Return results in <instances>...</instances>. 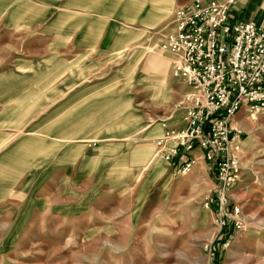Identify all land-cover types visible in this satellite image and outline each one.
<instances>
[{"label": "rangeland", "instance_id": "374dc122", "mask_svg": "<svg viewBox=\"0 0 264 264\" xmlns=\"http://www.w3.org/2000/svg\"><path fill=\"white\" fill-rule=\"evenodd\" d=\"M33 1L50 8L10 26L19 10L0 8V264H264V112L233 119L234 233L204 206L212 177L200 156L183 174L154 147L185 122L189 87L160 48L178 7ZM74 85L86 93L65 104Z\"/></svg>", "mask_w": 264, "mask_h": 264}, {"label": "built area", "instance_id": "2783aa9c", "mask_svg": "<svg viewBox=\"0 0 264 264\" xmlns=\"http://www.w3.org/2000/svg\"><path fill=\"white\" fill-rule=\"evenodd\" d=\"M235 4L192 0L176 10L160 48L175 58L173 77L189 87L182 102L185 122L154 142L161 159L183 174L197 154L207 164L212 190L204 206L215 216L218 231L228 234L243 227L231 199L241 168L235 146L241 132L233 128V119L242 109L264 112V30L235 21ZM205 249L211 253L209 246Z\"/></svg>", "mask_w": 264, "mask_h": 264}, {"label": "crops", "instance_id": "0c3cea01", "mask_svg": "<svg viewBox=\"0 0 264 264\" xmlns=\"http://www.w3.org/2000/svg\"><path fill=\"white\" fill-rule=\"evenodd\" d=\"M41 1H43V2L47 1L48 5L53 4L52 7H55V0H41ZM191 1L192 0H156V6L155 7L168 8L169 6L175 5L179 9ZM72 2H73L72 0H70V2L66 1L64 4V7L65 8H68V7L72 8L73 7L71 4ZM167 2H169L170 5H168ZM0 8L6 9V10H8V9L19 10L16 12L9 13L6 16L7 17L6 20H3V22H2L3 24L10 26V25L14 24L13 18H15V19H17V17L20 18V14H23V12L21 10H24V9H36L37 10V9H46V8H50V7L39 4L33 0H2V1H0ZM231 16L233 17V19L235 21H238V22H254L258 27H260L262 30H264V0H236V4L232 8V11H231ZM0 39H2V38H0ZM1 50L2 49H0V51ZM69 88H70L69 91L65 95V104L69 102L71 105V104L76 103V102H81L82 98L84 97V94L86 93V89L82 88V86H80V85H74L73 87H69ZM252 118H253V116H252ZM253 119H255V118H253ZM246 120L249 121V118H247ZM236 124H239L241 126L240 123H234L233 126ZM88 142H90V141L89 140L85 141V143H88ZM100 142H102V144H107V145H110V143H111V146L114 145L113 142H110V140H107V139L102 140ZM238 143H241V141L237 139V141L235 142V146ZM96 146H97V144H94L93 146L92 145H86L84 151L88 152V149H94ZM196 157L198 158V156H196ZM151 166H152V163H150L148 166L144 167V170L150 168ZM193 170H194V167H193ZM211 182H212V178H211ZM234 232H235V230H232V233H234Z\"/></svg>", "mask_w": 264, "mask_h": 264}, {"label": "bare ground", "instance_id": "6f19581e", "mask_svg": "<svg viewBox=\"0 0 264 264\" xmlns=\"http://www.w3.org/2000/svg\"><path fill=\"white\" fill-rule=\"evenodd\" d=\"M256 113H260V112H256ZM252 116H255V114H251L248 118H251ZM233 128H235L236 130H238L239 132H242L241 131V128H239V124H236ZM237 141V139L235 140V142ZM195 165H193L194 167Z\"/></svg>", "mask_w": 264, "mask_h": 264}]
</instances>
